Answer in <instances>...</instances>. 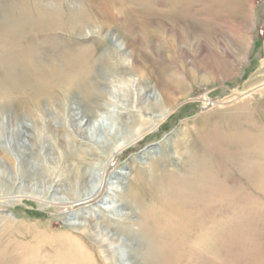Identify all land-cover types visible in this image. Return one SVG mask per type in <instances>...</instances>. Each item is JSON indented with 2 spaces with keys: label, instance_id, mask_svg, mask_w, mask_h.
<instances>
[{
  "label": "rangeland",
  "instance_id": "1",
  "mask_svg": "<svg viewBox=\"0 0 264 264\" xmlns=\"http://www.w3.org/2000/svg\"><path fill=\"white\" fill-rule=\"evenodd\" d=\"M0 264H264V0H0Z\"/></svg>",
  "mask_w": 264,
  "mask_h": 264
},
{
  "label": "bare ground",
  "instance_id": "2",
  "mask_svg": "<svg viewBox=\"0 0 264 264\" xmlns=\"http://www.w3.org/2000/svg\"><path fill=\"white\" fill-rule=\"evenodd\" d=\"M49 7V6H48ZM122 48V46H120ZM128 54L130 55V57L133 55V52H128ZM131 64L134 65V62L132 61ZM140 64V63H139ZM138 65V64H137ZM141 65V64H140ZM18 69V68H17ZM35 69L34 68H29L28 70H26L29 74L30 72L34 71ZM142 70V69H141ZM7 85V84H6ZM5 85V86H6ZM26 85V84H24ZM133 85V84H132ZM140 87V86H139ZM136 88V87H135ZM151 89V88H150ZM157 90V88H156ZM162 90V89H161ZM161 90H158V91H154L153 93V97H146L144 96V98L146 99L145 100V103L147 104L146 107H144L142 109V100H143V95L142 93L143 92H140L139 94V97H138V102H139V108H140V112L142 113V115H148V113H150L151 110L157 108V109H161L163 111V114H166L168 113V115L165 117L170 119L172 118V116L177 112V107H176V104L175 103L176 101L173 100L172 98V95L168 92H165V91H161ZM148 91V90H147ZM109 92V91H108ZM144 94V93H143ZM152 96V95H151ZM160 110V111H161ZM151 114V113H150ZM78 117L75 118V121L76 120H79V125L78 127H76L77 131L80 132L82 131L81 129L86 128L87 132L91 135L90 138H86V139H89L90 142L93 143V145H96L97 148L102 151L104 148H105V151L102 152L105 156V159L101 161V164L102 166L105 165V163H107L114 155L116 152H120L124 146L120 145V144H117L115 145L114 147H112L111 149H108L106 146H107V141H108V137L110 136L109 133H107L105 130L102 132V127H101V124L99 123V121L97 122H91L90 120H87L86 117L84 116H81L79 117V114H77ZM150 117V116H149ZM167 119V120H168ZM164 120V119H163ZM166 120V121H167ZM84 123V124H83ZM162 121H160L159 123H153V124H150L149 126H139L136 130L135 133H132V135H130L129 137L123 139V144L126 146L132 142H134L137 138H140L141 136H143L144 134H147L148 132H150L153 128H156V127H163V124ZM83 124V126H82ZM82 126V127H81ZM156 131V129H155ZM103 134L105 135V137L107 136L106 138V141L102 140V142H98L97 140H94L93 138V135L94 134ZM85 134V133H84ZM107 148V149H106ZM124 152V151H123ZM110 165V164H109ZM150 166V165H149ZM100 167V166H99ZM93 169V168H92ZM99 170V169H98ZM93 172L90 174L89 176V183H90V187H88L87 189L84 187V189H82L81 191L79 192H75L76 194H72L74 193V191H72V195L68 198H60V199H57V202L58 204H55V205H62V206H71L73 208V205H75V207H84L86 208L87 206L89 205H95L103 200H106L107 201V198L109 197V191H111L112 189H107L105 188V179L108 175V169L105 168V166H103V168L98 171L99 174H95L94 171L96 170H92ZM81 179V178H80ZM87 180V179H86ZM85 180V181H86ZM79 181V180H78ZM87 181V182H88ZM117 189V187H115ZM77 189V188H76ZM56 194V193H55ZM54 196V195H53ZM56 202V203H57ZM51 203V202H50ZM111 205V204H110ZM108 205L107 208L110 210L111 206ZM117 208L115 209H112V212H116L118 210H116ZM111 211V210H110ZM117 213V212H116ZM121 213V212H120ZM125 214V213H122V215ZM128 216V215H127ZM129 218V216H128ZM78 228H80L79 230H82L85 234L86 232H92V236L93 237H96L97 238V241L102 245V246H113V251H116V248H117V245L118 244V241H115L114 239H112L110 236L106 235L105 233L103 232H100L97 227H95L94 223L92 221H86L85 224L83 225H78ZM82 232V233H83ZM88 235V234H87ZM89 237V236H88ZM92 237V238H93ZM119 248V247H118ZM114 253V252H113Z\"/></svg>",
  "mask_w": 264,
  "mask_h": 264
}]
</instances>
